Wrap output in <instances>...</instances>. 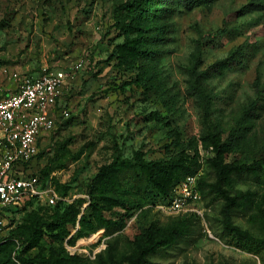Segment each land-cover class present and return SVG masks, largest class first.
<instances>
[{"label":"rangeland","instance_id":"obj_1","mask_svg":"<svg viewBox=\"0 0 264 264\" xmlns=\"http://www.w3.org/2000/svg\"><path fill=\"white\" fill-rule=\"evenodd\" d=\"M120 1L0 0V99L23 75H39L43 68L67 73L57 124L25 166L54 194V203L47 194L27 197L1 214L0 264H23L20 251L30 259L47 257L50 250L72 255L66 264H126L147 242L149 228L158 237L177 217L189 219L188 232L150 255L151 264H264V248L249 251L223 229L222 198L202 197L201 214H168L163 198L140 180L137 166L197 150L200 176L213 181L211 151L202 140L208 131L221 138L226 161L264 157V0L177 4L163 20L171 25L166 39L153 40L148 54L128 60L118 52L125 33L112 20ZM210 33L215 37L207 39ZM192 70L208 71L201 78L212 97L206 114L191 88ZM139 75L147 78L146 89L133 83ZM155 111L161 119L151 114ZM177 136L180 144L174 146ZM121 161L134 164L111 192L124 205L104 210L120 227L112 232L100 227L72 241L80 214L89 211L93 176ZM239 190L250 191L252 201L236 209L232 220L262 236L264 181L235 176L231 191ZM71 204L80 214L75 226H68L70 233L46 232L43 223L53 219L56 208ZM38 226L44 231L39 243L26 248Z\"/></svg>","mask_w":264,"mask_h":264},{"label":"trees","instance_id":"obj_2","mask_svg":"<svg viewBox=\"0 0 264 264\" xmlns=\"http://www.w3.org/2000/svg\"><path fill=\"white\" fill-rule=\"evenodd\" d=\"M211 1L213 0H122L116 3L112 11V20L125 33L124 41L118 45V52L122 59L128 60L129 58L146 55L150 52L148 44L158 38L166 39L165 34L171 30V25L163 22V20L177 4L190 7ZM150 4L153 6L152 8ZM155 20H157V24ZM146 23L152 24L146 27L144 25ZM154 27L155 29L152 30ZM216 32L219 34L221 30ZM213 37H215L213 33L206 36L207 39ZM207 72V70L199 73L194 70L191 71V88L201 101L205 114L209 111L212 98L201 82V78ZM133 83L145 89L147 88V78L142 75L133 79ZM151 114L155 118L161 119V116L156 111ZM202 140L203 144L210 148L211 157L209 158V163L214 171L213 181L207 180L202 175L198 180L203 199L209 194L222 198L224 200L221 219L223 229L231 234L237 242H242L243 246L249 251H256L258 247L264 248V217H262L261 223L262 236L252 234L249 230L241 228L232 220L233 212L236 209L251 204L252 193L248 190H239L236 193L231 191L232 181L235 176H252L264 181V157L242 163L226 161L224 159V144L218 135L208 131L202 137ZM172 144L174 146L180 144L178 136ZM198 159L199 155L196 150L192 156L177 157L165 162L142 160L137 163L140 172L139 178L144 182V186L154 189L160 198L164 200L177 183L187 175L198 172ZM116 163L101 167L93 176L87 189L91 197L87 213L80 214L79 208L73 204L68 205L64 209L57 207L53 219L43 223L45 231L56 236L68 235L70 233L68 226H75L79 214V227L76 229L75 234L71 236L72 241L89 235L100 227H105L107 232H112L115 226L120 227L119 222L106 217L104 210L110 209L111 206L116 204L124 205L123 199L113 195L111 192H114L116 186L121 184L122 172L128 168L133 169L134 164L131 161H121L120 165ZM192 215L194 214L189 217H192ZM188 220L187 217H177L174 222L162 230L158 237L155 236V229L149 228L147 230V242L137 246L136 251L128 257L126 264H151L150 255L156 253L162 246L166 247L173 244L179 237L188 232ZM43 233L44 231L40 226L34 228L27 239L26 248L36 246ZM23 256L22 251L17 255V258L23 264H66L68 259L72 258V255L60 257L55 255L52 250H50L47 257L41 256L29 259Z\"/></svg>","mask_w":264,"mask_h":264},{"label":"built area","instance_id":"obj_3","mask_svg":"<svg viewBox=\"0 0 264 264\" xmlns=\"http://www.w3.org/2000/svg\"><path fill=\"white\" fill-rule=\"evenodd\" d=\"M66 76L62 69L43 68L39 75L19 77L15 90L0 99V217L27 197L47 194L54 203V194L45 192L39 176L25 166L36 154L37 143L56 126ZM200 173L187 175L173 187L161 204L166 213L201 214Z\"/></svg>","mask_w":264,"mask_h":264},{"label":"bare ground","instance_id":"obj_4","mask_svg":"<svg viewBox=\"0 0 264 264\" xmlns=\"http://www.w3.org/2000/svg\"><path fill=\"white\" fill-rule=\"evenodd\" d=\"M95 237H96V235L94 234V235L91 236L90 239H94ZM83 240H84V239H83ZM83 240H82V241H83Z\"/></svg>","mask_w":264,"mask_h":264},{"label":"crops","instance_id":"obj_5","mask_svg":"<svg viewBox=\"0 0 264 264\" xmlns=\"http://www.w3.org/2000/svg\"><path fill=\"white\" fill-rule=\"evenodd\" d=\"M14 90H15V88H14Z\"/></svg>","mask_w":264,"mask_h":264}]
</instances>
